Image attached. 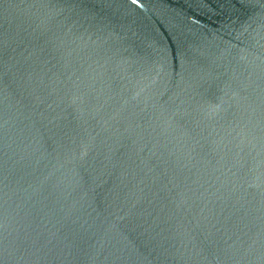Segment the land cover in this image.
I'll list each match as a JSON object with an SVG mask.
<instances>
[{"label":"water","instance_id":"1","mask_svg":"<svg viewBox=\"0 0 264 264\" xmlns=\"http://www.w3.org/2000/svg\"><path fill=\"white\" fill-rule=\"evenodd\" d=\"M0 264H264V0H0Z\"/></svg>","mask_w":264,"mask_h":264},{"label":"snow or ice","instance_id":"2","mask_svg":"<svg viewBox=\"0 0 264 264\" xmlns=\"http://www.w3.org/2000/svg\"><path fill=\"white\" fill-rule=\"evenodd\" d=\"M133 2H135V0H133Z\"/></svg>","mask_w":264,"mask_h":264}]
</instances>
